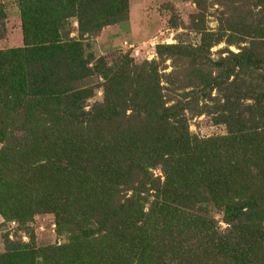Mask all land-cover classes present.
<instances>
[{
	"label": "trees",
	"instance_id": "trees-1",
	"mask_svg": "<svg viewBox=\"0 0 264 264\" xmlns=\"http://www.w3.org/2000/svg\"><path fill=\"white\" fill-rule=\"evenodd\" d=\"M16 4L22 45L0 49V216L29 240L4 234L0 264H264V0L196 27L197 45L114 67L85 42L126 21L128 0ZM6 17L0 2V39ZM221 42L238 51L212 61ZM181 60L198 81L167 104L161 81L174 85ZM187 109L226 133L192 134ZM42 214L62 241L36 243Z\"/></svg>",
	"mask_w": 264,
	"mask_h": 264
},
{
	"label": "rangeland",
	"instance_id": "rangeland-1",
	"mask_svg": "<svg viewBox=\"0 0 264 264\" xmlns=\"http://www.w3.org/2000/svg\"><path fill=\"white\" fill-rule=\"evenodd\" d=\"M194 1L128 0V19L122 23L103 28L98 36L86 41V52H91L96 58H103L107 66L113 67L122 56H127L133 64H140L143 61H156L158 60L155 52L157 44L182 43L197 45L200 42V33L195 28L215 31L219 24V18L222 17L223 19V16L230 14V8L239 3V0H236L235 3L230 2V0H203L201 2L206 8L202 12ZM247 1L250 3L251 0ZM0 2L3 3L7 13L3 37L0 39V49L21 46V24L16 0H0ZM71 23L73 27H76L75 20H72ZM224 47H228L233 52L238 51L236 46H227L224 42H221L210 48L209 58L216 61L219 57L218 51ZM164 64L159 69L160 72L167 74L172 70V63L167 60ZM176 64L179 70L174 74V85H169L165 80L161 81L162 86L169 88V91L163 90V93L168 94L167 96L170 98L167 104L183 98L182 95L191 90V87H189L191 83L188 84L187 80L188 77H192V84H196L198 81L195 75L187 74L189 69L193 67L188 66L186 61L181 60ZM201 69L203 75L211 71L205 67ZM212 75H214L213 70ZM99 81L100 78L94 75L83 81L81 86H94ZM211 94L215 95L216 91L213 90ZM101 98V88H96L93 100L100 101ZM201 101L211 104L208 98L200 97V104H202ZM191 113L189 109L186 110L189 131L192 134L205 138L226 133L225 127L214 125L210 117L206 115L190 116ZM154 174L161 176V179L163 178L158 169L154 170ZM215 218H220V215L215 214ZM218 226L224 228L225 224L220 222ZM33 230L37 244H51L58 240L62 241L64 238V235L60 239L58 238L52 215L42 214L36 216ZM4 234H8L9 238H18L24 242L29 240L27 234L16 227V223L5 222L0 216V252L3 250Z\"/></svg>",
	"mask_w": 264,
	"mask_h": 264
}]
</instances>
